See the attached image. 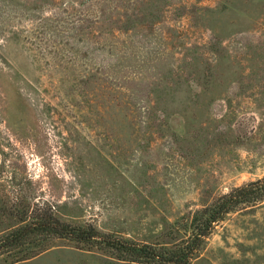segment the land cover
I'll return each instance as SVG.
<instances>
[{
    "label": "rangeland",
    "instance_id": "obj_1",
    "mask_svg": "<svg viewBox=\"0 0 264 264\" xmlns=\"http://www.w3.org/2000/svg\"><path fill=\"white\" fill-rule=\"evenodd\" d=\"M263 177L264 0H0V238L16 205L171 246L174 222ZM12 255L129 264L68 240ZM191 264H264V202Z\"/></svg>",
    "mask_w": 264,
    "mask_h": 264
},
{
    "label": "trees",
    "instance_id": "obj_2",
    "mask_svg": "<svg viewBox=\"0 0 264 264\" xmlns=\"http://www.w3.org/2000/svg\"><path fill=\"white\" fill-rule=\"evenodd\" d=\"M264 202V177L233 188L208 205L188 213L171 227L182 233L181 241L166 244H138L131 240L105 235L90 224L62 222L48 207L31 212L15 205L12 217L20 225L0 238V256L16 254L20 263L47 250L55 240H68L111 253L129 264H191L217 225L242 207ZM12 255V256H14Z\"/></svg>",
    "mask_w": 264,
    "mask_h": 264
}]
</instances>
